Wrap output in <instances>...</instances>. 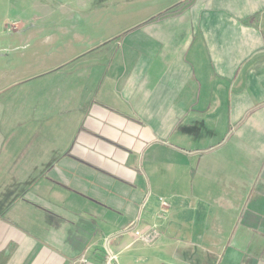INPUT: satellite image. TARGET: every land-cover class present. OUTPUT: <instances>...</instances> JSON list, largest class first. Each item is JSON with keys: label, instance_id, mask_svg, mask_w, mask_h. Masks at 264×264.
Segmentation results:
<instances>
[{"label": "crops", "instance_id": "1", "mask_svg": "<svg viewBox=\"0 0 264 264\" xmlns=\"http://www.w3.org/2000/svg\"><path fill=\"white\" fill-rule=\"evenodd\" d=\"M19 2L18 28L0 18V264H264V0ZM61 12L76 22L40 23Z\"/></svg>", "mask_w": 264, "mask_h": 264}, {"label": "rangeland", "instance_id": "2", "mask_svg": "<svg viewBox=\"0 0 264 264\" xmlns=\"http://www.w3.org/2000/svg\"><path fill=\"white\" fill-rule=\"evenodd\" d=\"M20 0H0V18L3 17V21H5V27L6 29H10V30H14L15 28H18L19 25H21V21L18 20L17 21V18H14L16 13H17V10L19 9H15L12 5H16V7H18V4H20L19 2ZM31 2H33V0H30ZM59 2L60 1H63V0H58ZM64 1H67L69 2V0H64ZM59 2H56V3H59ZM92 2V1H91ZM116 5H119L116 4ZM65 6V7H64ZM63 7L61 8H64V9H61V11H65V9H67L69 6H72V2L70 3H66ZM19 8V7H18ZM103 14H100L98 16L94 15H86L85 17H83L82 19H79L80 22H78L79 24L81 25H84V27H78V30L79 28H81V30L83 31L82 33L83 34H89L91 37L93 36H96V32L93 30V26L92 25V21H96L98 17H100V21L103 19L104 16H102ZM121 16H124V15H116L115 18L117 20L120 19ZM17 17V16H16ZM76 16H73V17H70V16H66V15H63L62 12L61 14H53L50 16V18L48 20H44L40 23H43V24H51V25H56V24H61V23H66V24H71V23H75L76 20H74ZM5 29V31H6ZM75 30H69V31H64V32H57V31H53V33H55V35L57 34H60V33H68V34H75ZM80 33V32H79ZM95 34V35H93ZM40 78V81L34 83L33 85H35V95H34V103H35V106L34 107V110H36L37 112V115L39 116L40 114H42L41 111H39V109H41V105L40 103L43 102L44 100V93H43V90H44V84H45V81H44V76H41L39 77ZM31 85V86H33ZM32 98V97H30ZM25 98L23 96H21V102L22 100H24ZM34 105V104H33ZM84 259V258H83ZM82 259V260H83Z\"/></svg>", "mask_w": 264, "mask_h": 264}, {"label": "built area", "instance_id": "3", "mask_svg": "<svg viewBox=\"0 0 264 264\" xmlns=\"http://www.w3.org/2000/svg\"><path fill=\"white\" fill-rule=\"evenodd\" d=\"M158 202L160 205L159 217L162 218L165 216V214L169 208V203L166 199H163V198H159ZM133 233H134V236L137 240L147 242L150 239V235L153 233V230L149 231L148 233H142L141 231L134 230ZM82 261L85 264L87 263L86 259H83ZM100 264H118L117 257L110 251L109 248H107L105 254L103 255V259L100 262Z\"/></svg>", "mask_w": 264, "mask_h": 264}]
</instances>
